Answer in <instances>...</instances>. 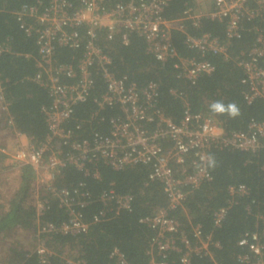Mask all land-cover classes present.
Listing matches in <instances>:
<instances>
[{"label":"built area","instance_id":"obj_1","mask_svg":"<svg viewBox=\"0 0 264 264\" xmlns=\"http://www.w3.org/2000/svg\"><path fill=\"white\" fill-rule=\"evenodd\" d=\"M106 2L75 0L74 4L72 0H36L33 5H21L14 14L18 28L26 36L35 37L37 72L32 81L49 98V104L41 109L46 134L36 144L31 137L15 131L0 82V119L16 142L10 154L2 153L8 155V162L16 169L29 167L33 172L31 199L38 221V240L33 253L41 264L52 254L40 240V234L76 235L88 229L80 213L91 202L85 184L79 182L72 189L55 185L65 168L72 167L83 171L86 177L98 179V164L115 171L143 165L149 166L145 183L159 184L166 200L164 208L141 219L152 232L146 264H168L171 254H176L179 264H221L215 257L220 245L211 233L204 234L200 226L190 225L189 234H180V224L168 212L181 208L191 190L210 180L207 165L213 150L247 153L264 150V123L252 120L243 131L226 132L213 118L192 113L186 107L178 123L171 121L156 106L158 86L149 82L138 89L133 83H126L125 78L115 77L109 69L111 60L97 39L101 32L108 40L119 32L135 33L143 39L146 52L156 62L164 65L171 61L182 79L193 85L199 77L210 75L214 68L207 61L178 56L171 38L174 31L185 34L178 22L190 21L196 27L201 18L208 17L225 24L226 40L237 39L242 20L257 15L250 8L251 2L260 7L264 0H212L208 11L187 8L178 20L162 16L168 0H124L111 6ZM184 43L201 55L224 56L226 52L225 45L207 33L198 37L185 34ZM5 46L0 43V54L9 51ZM56 47L81 50L82 55L74 63L56 64L53 57ZM238 66L243 71L241 83L246 86L244 103H264V29L257 33L247 60L240 61ZM95 78L102 81L104 88L92 99L95 109L91 119L102 124L106 122L104 110L114 109L115 114L107 119V132L96 131L89 137L78 138L74 132L80 131L81 123L74 120V110L90 97ZM170 93L182 98L174 91ZM70 123L73 128L68 127ZM40 191L67 214L64 222L40 223L48 204ZM227 194L228 204L212 215L215 229L221 227L232 199L246 196L247 189L243 185L228 187ZM97 202L103 205V210L93 218L94 222L101 221L108 213L129 212L132 196L109 191L100 195ZM257 219L262 222L264 216ZM237 246L244 250L236 256L237 264H264V245L259 234L244 232ZM109 258L114 264H130L117 249L110 252ZM66 263L85 264L69 259Z\"/></svg>","mask_w":264,"mask_h":264},{"label":"trees","instance_id":"obj_2","mask_svg":"<svg viewBox=\"0 0 264 264\" xmlns=\"http://www.w3.org/2000/svg\"><path fill=\"white\" fill-rule=\"evenodd\" d=\"M106 1L107 6H111L124 0ZM35 2L36 0H0V43H5L9 49L0 54V82L15 131L31 137L37 144L46 134L41 109L49 104V98L46 91L32 81L37 72L35 37L26 36L18 28L14 15L21 5H33ZM72 2L75 4V0ZM257 6L251 2L250 8L257 15L252 19L242 20L237 39L226 40L225 24L208 17L201 18L196 27H192L190 21L178 22L183 25L185 34L198 37L207 33L219 39L226 47L224 56L201 55L187 48L184 43L185 34L172 32V43L178 56L207 61L214 68L210 75L199 77L193 85L182 79L180 72L172 67L171 61L164 65L156 62L146 52L143 39L135 33L119 32L108 40L104 32H101L97 43L110 58L109 69L115 77L125 78L126 83H133L138 89L149 82L158 86L156 106L166 118L178 123L182 118L183 108L186 107L192 113L213 118L226 132H239L245 130L252 120L264 123V103H244L246 86L241 83L243 71L238 66L240 61L247 60L257 33L264 29V4ZM195 7V0H168L162 16L167 20H178L184 10ZM81 55V50L56 47L53 57L56 64H67L76 62ZM94 84L88 100L74 110V120L81 123L80 131L74 132L78 138L89 137L96 131L107 132V119L115 114L114 109L104 110L106 122L102 124L91 119L95 109L92 99L101 94L104 88L99 78H95ZM170 91L180 94L182 98L172 95ZM214 101H223L225 104L234 102L240 114L235 118L213 115L209 111V105ZM68 127L73 128V123L68 124ZM2 159L0 155V163ZM96 167L98 179L86 177L83 171L67 167L56 181L55 185L68 189L76 187L79 182L85 184L91 202L80 209V213L88 224V229L85 233L76 235L40 234V240L52 253L43 264H67V259L83 261L85 264H114L109 258L114 249L122 252L130 264L147 263L146 251L152 232L141 219L165 207V196L159 184L145 183L149 166L133 165L116 171L102 164ZM207 168L210 180L191 190L181 208L168 212V216L178 221L180 234H189L190 225L200 226L204 234L211 233L220 245L215 251L216 259L221 264H237L236 256L244 253L237 246V241L244 232L259 234L264 245V221L257 219V216H264V150L256 153L213 150ZM18 170V187L8 199L5 212L0 214L2 264H41L33 253L38 240V221L31 199L33 172L29 167ZM239 185L247 189V195L234 197L221 227L213 228V213L226 206L230 200L227 188ZM109 191L131 195V209L129 212L120 211L119 214L108 213L101 221L94 222L93 218L103 210V205L97 202V198ZM40 195L48 201L40 223L58 225L64 222L67 214L57 207V202L47 195L44 197L41 191ZM20 238L30 242V247H26ZM169 259L168 264H179L176 254H171Z\"/></svg>","mask_w":264,"mask_h":264},{"label":"rangeland","instance_id":"obj_3","mask_svg":"<svg viewBox=\"0 0 264 264\" xmlns=\"http://www.w3.org/2000/svg\"><path fill=\"white\" fill-rule=\"evenodd\" d=\"M195 3H196V8L199 11H201V12L204 11L202 2L200 0H195ZM1 126H3L2 122H1ZM7 137H10V142H9V146H8L7 150L4 153H9L16 145L14 136L12 135L10 130H4L2 133H0V143L2 141L1 138L4 139ZM4 153H2V155L4 156V159L0 164V214H3L5 212L6 206H7V201L9 198H11L13 196L12 192L14 190V187L17 183L18 176H19L18 169H16V167H14L13 165H11L8 162V160H7L8 155L4 154ZM20 239H22V238H20ZM22 241H24V240L22 239ZM24 244L26 247H30V245H31L30 242L27 243L25 241H24ZM32 249H33V247H32ZM0 264H2L1 253H0Z\"/></svg>","mask_w":264,"mask_h":264},{"label":"clouds","instance_id":"obj_4","mask_svg":"<svg viewBox=\"0 0 264 264\" xmlns=\"http://www.w3.org/2000/svg\"><path fill=\"white\" fill-rule=\"evenodd\" d=\"M209 111L213 115H226L228 118H235L240 114L234 102L225 104L223 101H214L209 105Z\"/></svg>","mask_w":264,"mask_h":264},{"label":"crops","instance_id":"obj_5","mask_svg":"<svg viewBox=\"0 0 264 264\" xmlns=\"http://www.w3.org/2000/svg\"><path fill=\"white\" fill-rule=\"evenodd\" d=\"M202 2V5H203V9L205 11H208L210 8H211V1L210 0H200ZM4 130H6V128L3 129V126H1V122H0V133H2ZM2 135V134H1ZM1 143H0V155L3 157L4 159V156L2 155V152H5L9 146V142H10V137H7V138H1ZM2 159V161H3ZM1 164V163H0ZM19 172V170H18ZM19 176H18V180H17V183L14 187V190L18 187V184H19ZM13 187V186H12ZM11 187V188H12ZM13 190V192H14ZM12 192V194H13ZM7 207V206H6ZM5 209V208H4Z\"/></svg>","mask_w":264,"mask_h":264}]
</instances>
